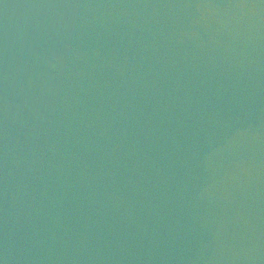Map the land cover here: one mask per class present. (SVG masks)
Segmentation results:
<instances>
[{
	"label": "water",
	"instance_id": "obj_1",
	"mask_svg": "<svg viewBox=\"0 0 264 264\" xmlns=\"http://www.w3.org/2000/svg\"><path fill=\"white\" fill-rule=\"evenodd\" d=\"M0 264H264V0H0Z\"/></svg>",
	"mask_w": 264,
	"mask_h": 264
}]
</instances>
